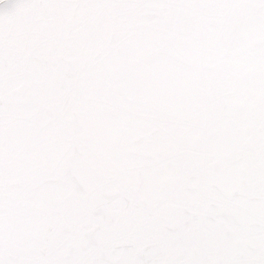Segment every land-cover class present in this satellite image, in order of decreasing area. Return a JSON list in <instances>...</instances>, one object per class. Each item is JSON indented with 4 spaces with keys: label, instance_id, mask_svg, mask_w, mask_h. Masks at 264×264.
I'll use <instances>...</instances> for the list:
<instances>
[{
    "label": "snow or ice",
    "instance_id": "snow-or-ice-1",
    "mask_svg": "<svg viewBox=\"0 0 264 264\" xmlns=\"http://www.w3.org/2000/svg\"><path fill=\"white\" fill-rule=\"evenodd\" d=\"M0 264H264V0H0Z\"/></svg>",
    "mask_w": 264,
    "mask_h": 264
}]
</instances>
